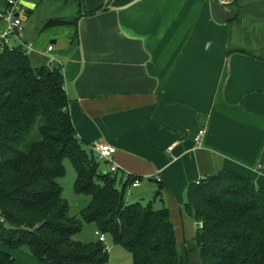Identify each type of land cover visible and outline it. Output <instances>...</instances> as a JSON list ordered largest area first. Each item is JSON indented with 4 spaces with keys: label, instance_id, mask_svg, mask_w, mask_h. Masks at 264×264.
<instances>
[{
    "label": "crops",
    "instance_id": "1",
    "mask_svg": "<svg viewBox=\"0 0 264 264\" xmlns=\"http://www.w3.org/2000/svg\"><path fill=\"white\" fill-rule=\"evenodd\" d=\"M87 1L75 25L50 28L45 63L32 66L60 68L77 140L113 147L119 177H137L126 202L132 189L153 199L162 186L179 252L196 251L183 209L189 184L228 171L264 190V0H109L81 14L106 0Z\"/></svg>",
    "mask_w": 264,
    "mask_h": 264
},
{
    "label": "trees",
    "instance_id": "2",
    "mask_svg": "<svg viewBox=\"0 0 264 264\" xmlns=\"http://www.w3.org/2000/svg\"><path fill=\"white\" fill-rule=\"evenodd\" d=\"M77 20L50 19L43 30ZM68 103L58 66L34 68L17 46L0 50V264H15L2 248L43 264L108 263L102 243L74 239L82 225L69 216L57 183L65 158L75 170L74 192L90 198L82 222L123 247L132 264H186L162 186L153 194L157 209L127 203L126 188L137 177L123 182L122 173L100 167L105 162L77 140ZM183 209L196 225L200 264H264V190L252 181L228 171L205 176L187 186Z\"/></svg>",
    "mask_w": 264,
    "mask_h": 264
},
{
    "label": "rangeland",
    "instance_id": "3",
    "mask_svg": "<svg viewBox=\"0 0 264 264\" xmlns=\"http://www.w3.org/2000/svg\"><path fill=\"white\" fill-rule=\"evenodd\" d=\"M5 0H0V8H2V4ZM26 2L25 6L31 9L33 12L31 15L23 17L22 29L24 32L22 33L23 41L28 43H32L34 47V51L28 54V59L33 66H39L40 64H44L45 60L38 56V52L42 51L43 48L46 47L47 44L51 40H55L52 38L51 33L53 29L43 30V24L50 18H55L56 16H61L66 19L75 18L77 11L79 9V3L81 8H84L85 5H88L87 0H24ZM2 10V9H1ZM57 19V18H55ZM36 28L37 31L34 34H31V29ZM17 41L15 38L10 39V44H15ZM20 43V42H19ZM60 43V42H59ZM98 162V160H97ZM63 168L64 174L57 179V183L61 188V196L66 201L68 205V214L71 217H76L79 222H81L82 230L77 236L74 237L75 240L80 241L82 243H93L97 241V237L94 235L96 231L95 227L91 224H86L81 220V214L84 209L87 208L90 198L86 195H78L74 192L73 185L75 181V170L69 159L65 158L63 160ZM101 168H106L104 163H99ZM117 189H120V185H116ZM157 191V190H156ZM132 196L130 198L129 203H133L137 201L142 207H145L147 204L151 203L153 209H156V203L152 202V195L147 193L144 186H139L136 189L131 190ZM127 197V194L125 193ZM125 197V200H126ZM139 200H137V199ZM128 199V197H127ZM185 239H189L187 235H185ZM193 237V236H192ZM179 238V237H178ZM180 240L183 241V237H180ZM190 248H192V242L188 243ZM104 247L107 249L108 254V263L107 264H132L131 255L121 246L114 245L111 238L105 236V244ZM4 249V248H2ZM8 253H14L13 257L16 254H22L28 259L33 260L37 264L40 263L33 258L29 257L25 251H10L4 249ZM180 253V252H179ZM183 260L186 264H200L199 255L196 251H187L180 253Z\"/></svg>",
    "mask_w": 264,
    "mask_h": 264
},
{
    "label": "built area",
    "instance_id": "4",
    "mask_svg": "<svg viewBox=\"0 0 264 264\" xmlns=\"http://www.w3.org/2000/svg\"><path fill=\"white\" fill-rule=\"evenodd\" d=\"M24 0H5L4 1V8L0 11V20L4 23V30L0 34V50L3 47H12L15 45L10 44V39L13 37L17 41L20 42V45L22 46V49H24L25 54L27 55L29 52V45H24L21 43L22 38V22L23 17L25 16L26 9L23 5ZM48 51L51 50V46L47 48ZM50 62H53L52 59H50ZM51 64V63H50ZM203 134L202 130L198 131V134L194 138L195 143H199L201 135ZM92 150L97 155L98 159L100 161H103L107 164H109L108 172L109 173H118L119 169L112 161V156L115 153V149L109 145L105 144H97L92 146ZM123 179L122 181H126L127 178L130 176L127 173H122ZM131 178V176H130ZM139 181L136 179H133L129 186L136 187L138 186ZM3 220L0 218V223H2ZM95 236L97 237V241L105 244V235L102 234L99 231H95ZM105 251L107 252V249L104 247Z\"/></svg>",
    "mask_w": 264,
    "mask_h": 264
},
{
    "label": "water",
    "instance_id": "5",
    "mask_svg": "<svg viewBox=\"0 0 264 264\" xmlns=\"http://www.w3.org/2000/svg\"><path fill=\"white\" fill-rule=\"evenodd\" d=\"M108 1H109V0H106V1H105L104 5H103V9H104L105 6L107 5V2H108ZM17 50H18V51H21V50H22V46H20V45L17 46Z\"/></svg>",
    "mask_w": 264,
    "mask_h": 264
}]
</instances>
